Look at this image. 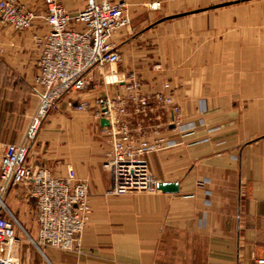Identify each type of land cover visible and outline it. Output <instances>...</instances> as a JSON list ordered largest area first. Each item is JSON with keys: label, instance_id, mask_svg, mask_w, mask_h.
I'll return each mask as SVG.
<instances>
[{"label": "crops", "instance_id": "0c3cea01", "mask_svg": "<svg viewBox=\"0 0 264 264\" xmlns=\"http://www.w3.org/2000/svg\"><path fill=\"white\" fill-rule=\"evenodd\" d=\"M18 1L37 18L32 29L21 32L0 23V161L8 145L26 140L39 113L37 40L49 31L43 0ZM110 1L126 2L130 13V27L116 43L122 57L118 71L138 75L144 95L170 96L180 109L179 126L204 124L205 130L147 158L158 182L178 183L179 193L108 196L106 126L92 111L75 106L104 96L126 98L129 92L102 85L93 70L84 91L54 105L29 147L32 165L57 178L72 172L86 184L91 212L80 245L66 252L17 243L11 257L19 264H255L264 259V22L239 18L256 6L234 4L219 8L215 20L205 11L151 27L161 19L149 10L151 4L171 5L164 9L176 13L168 16L207 7L179 8L188 0ZM86 4L62 2L70 13ZM164 29L184 33L165 38ZM156 59L169 61V69L154 70ZM132 110L133 104L130 124L138 126L140 115ZM150 118L154 138L165 143L181 138L171 110ZM31 187L14 186L9 196L25 198Z\"/></svg>", "mask_w": 264, "mask_h": 264}, {"label": "built area", "instance_id": "2783aa9c", "mask_svg": "<svg viewBox=\"0 0 264 264\" xmlns=\"http://www.w3.org/2000/svg\"><path fill=\"white\" fill-rule=\"evenodd\" d=\"M63 1L43 0L49 31L37 40L40 57L34 90L40 99L39 113L26 140L21 144L8 145L0 161V264H19L11 257L12 247L18 240L17 220L6 205V196L12 187L32 186L30 194L37 208L38 236L37 241L31 239V242L39 250L41 246L66 252L77 250L91 211L86 184L76 181L72 172L68 178H57L47 168L32 165L29 147L37 136L41 120L58 101L84 91L93 70L114 67L122 62L116 43L130 27L129 6L126 2L87 0L83 10L70 13L63 7ZM36 18V11L26 5L16 0H0L1 24L21 32L32 29ZM103 77L106 85L125 79L130 81L126 86L129 96H104L94 103L80 101L75 108L79 112L92 111L96 120L109 122V126L104 128L111 142L107 155L111 186L106 194L156 193L158 180L150 172L148 156L165 147L181 144L186 137L203 132L205 125L179 126L180 109L174 100L163 93L142 94L134 74L127 76L113 70ZM132 104L134 113L146 118L158 110H171L174 115L172 124L181 128V138L171 143H165L158 137L146 139L130 124L129 106ZM255 264H264V259L257 260Z\"/></svg>", "mask_w": 264, "mask_h": 264}, {"label": "rangeland", "instance_id": "374dc122", "mask_svg": "<svg viewBox=\"0 0 264 264\" xmlns=\"http://www.w3.org/2000/svg\"><path fill=\"white\" fill-rule=\"evenodd\" d=\"M16 1L19 2L18 0H16ZM229 1H236V0H188V2L185 3V6H180V5H178V6H180L179 8L188 10V9H195V8L198 9V8H202V7H209L212 5H216V4H220V3H224V2H229ZM249 5L256 6V10H253V12H251V13L241 12L239 18H241L242 20H256L257 22H261V21L264 22V0H251V1H245V2H241V3L237 4V6H249ZM168 6L171 8V5H168ZM168 6H166V4L164 5L161 3H155V4L150 5L149 10H151V9L155 10L157 12V16L155 18L160 19L164 16H168L171 13H173V14L176 13V12H172V11L168 12L167 10H165L166 8L167 9L169 8ZM154 7H155V9H154ZM253 9H255V7H253ZM218 10L219 9L207 11L206 14L208 15V19H210V20L214 19L215 20L216 17H214V16L217 15V12H219ZM243 10H244V8H242V11ZM128 16L130 18L129 12H128ZM244 17H246V18H244ZM168 24L169 23H165V26H168ZM179 31H180L179 29L178 30H172V34H171L170 31H168L167 29H164V31H162L164 34L161 32L160 36H165V38H166V37H169L170 35L171 36H178V35H182L184 33V32H182V33L180 32L181 34H179ZM156 47H160V46L157 45ZM157 56H158V54H157ZM156 60L157 61L153 62V69L154 70L159 71V70L169 69V64H170L169 61H162L160 59H156ZM120 64H118L117 66H114V67L106 66L103 70H98L99 75L101 77L102 85L108 86V87L115 86V88H117V89L121 88V87L126 89V86L128 84L126 79L123 82H120V83H117L114 85H106V83L104 81V77H103L104 74L111 73L113 70L115 72L117 71L118 73H120L118 71V67ZM183 67H184V64L181 66L180 65L177 66V68H183ZM119 79H120V81H122L123 78L121 79L119 77ZM136 79L138 80V82H139L138 85L140 87L144 86L138 75H137ZM167 86H168V84H164L165 88ZM118 97L119 96L116 95L115 97H112V98H118ZM132 112L134 113V108H133ZM47 116L41 120V125L44 122V120L47 118ZM139 117L140 118H138L137 122H140V124L138 123V126L134 125L132 128L138 130V132L140 134L142 133V135L146 139L154 140V133H156V132L154 130V125L151 123V118H146L143 116H139ZM41 125H39V128ZM150 172H151V170H150ZM151 174H152V172H151ZM152 176H153V174H152ZM6 205L12 211V214H14V216L17 219L16 234H17L18 240H16L14 245H16L17 243L18 244H25V245L31 246L32 248L36 249L37 246H35L34 243L31 242V239L34 241H37V236H38L37 208H36L35 200H33V198L31 197L30 192L26 195L25 198H18V199L15 198V196H13V194L10 197L9 193H8V195L6 196ZM87 222H88V217H87ZM86 226H87V224H86ZM42 248H43V246H41V249ZM37 250H39V249L37 248Z\"/></svg>", "mask_w": 264, "mask_h": 264}, {"label": "water", "instance_id": "95a60500", "mask_svg": "<svg viewBox=\"0 0 264 264\" xmlns=\"http://www.w3.org/2000/svg\"><path fill=\"white\" fill-rule=\"evenodd\" d=\"M245 1H251V0H236V1L224 2V3L212 5V6L207 7V8H202V9H198V10H194V11H190V12H186V13L167 16V17H164V18H161L160 20H158L151 27H155L156 25H158L160 23H163L165 21H169L172 19H176V18H180V17H184V16H188V15L196 14V13H200V12H205V11H209V10L219 9L222 7H227V6L238 4L241 2H245ZM101 122L104 126H109L108 120H101ZM156 188H157V192H159V193L177 194L180 191L178 183L158 182Z\"/></svg>", "mask_w": 264, "mask_h": 264}]
</instances>
